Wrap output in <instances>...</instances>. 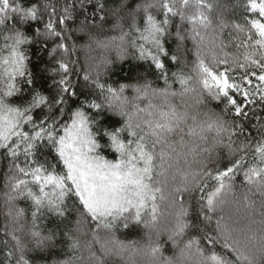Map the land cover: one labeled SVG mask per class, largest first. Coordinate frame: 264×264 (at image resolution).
I'll use <instances>...</instances> for the list:
<instances>
[{
	"label": "snow or ice",
	"instance_id": "obj_1",
	"mask_svg": "<svg viewBox=\"0 0 264 264\" xmlns=\"http://www.w3.org/2000/svg\"><path fill=\"white\" fill-rule=\"evenodd\" d=\"M208 7L0 0V264L60 247L54 264H264V0H241L242 22L211 34ZM189 37L190 67L177 54ZM127 60L150 72L110 83ZM241 173L255 191L238 196ZM19 200L30 202L31 247L17 234ZM42 212L75 227L44 235ZM130 227L143 242L120 239Z\"/></svg>",
	"mask_w": 264,
	"mask_h": 264
},
{
	"label": "trees",
	"instance_id": "obj_2",
	"mask_svg": "<svg viewBox=\"0 0 264 264\" xmlns=\"http://www.w3.org/2000/svg\"><path fill=\"white\" fill-rule=\"evenodd\" d=\"M140 0H133V3H138ZM241 2V0H206V3L210 5L207 9H205V15L208 17L209 20L212 21V27L207 30L209 34L212 33L213 29H218V23L223 20L229 24L235 23V22H242L241 17L245 14L243 8L238 7V4ZM195 9H193L194 11ZM174 23L179 25V17L174 18ZM183 27L185 29H190L191 25L185 21L183 23ZM231 31L230 28H225L223 31L222 38L227 43L229 40L228 32ZM167 46L175 52L176 50V44L174 43L173 39L168 40ZM183 51L180 53H177L178 55L186 58L188 61L189 67L191 66V62L195 59V44L189 38L184 41L183 45ZM233 49L230 47L228 51H232ZM93 55H96V53H93ZM112 58L115 60L116 54L113 52L111 53ZM170 68L174 70L175 66L170 65ZM150 72V69L146 65L138 64L134 60H127L123 63H117L114 65V71L111 75V78L109 80L110 83H117V82H130L133 80L134 77L145 73ZM149 79H155L154 76L149 75ZM162 86V85H161ZM131 95V92L128 93ZM4 179H5V165L4 163L0 162V226H2L5 221L6 217L4 215V203H3V197L2 193L5 191L4 188ZM234 184V191L238 195L240 193L248 192L249 190L255 191L253 187L249 184H247L243 178V174L241 173L238 175L235 180L233 181ZM238 195V196H239ZM229 200L232 199L231 196L228 197ZM252 199L254 200L253 196ZM17 206L20 208H23L25 210V216L20 221L21 224L24 226V230L22 232H18L17 234L20 235L23 239H25L29 247L32 246V243L28 241L25 233L26 230L32 227V217H31V207L30 202L26 200H19L16 202ZM71 204V201H70ZM70 221H74L75 214H73L70 218ZM36 224L38 226V229L41 230V232L44 235H47L50 229H56L57 226H59V229H64L66 226L69 228L75 227L74 223L72 222H61L53 215L42 212L39 215L38 220L36 221ZM144 230L142 228L137 227H130L126 232H120L118 233V236L120 239L123 240H138L143 242L144 236H143ZM0 235H2V228H0ZM174 249L172 248L171 243H166L164 246V254L167 256H171L173 254ZM68 254L66 249L63 247H60L58 249L53 250L51 253H45L43 256H41L39 253L36 254L37 256V264H54V261L58 258L63 259L65 255ZM76 255H79V253H76ZM3 255L0 254V261L3 260ZM112 264H122V262L119 259H113ZM138 264V263H137Z\"/></svg>",
	"mask_w": 264,
	"mask_h": 264
},
{
	"label": "rangeland",
	"instance_id": "obj_3",
	"mask_svg": "<svg viewBox=\"0 0 264 264\" xmlns=\"http://www.w3.org/2000/svg\"><path fill=\"white\" fill-rule=\"evenodd\" d=\"M189 40H191V38L189 37ZM242 193H240V195H241ZM239 195V194H238ZM253 198H254V200L255 201H257V203L259 202V200H260V195H259V193H255L254 195H253ZM226 207V211L228 210V207H229V205H226L225 206ZM85 255H86V253H85ZM135 259V264H146V262H145V258H143V257H140V256H137V257H135L134 258Z\"/></svg>",
	"mask_w": 264,
	"mask_h": 264
}]
</instances>
